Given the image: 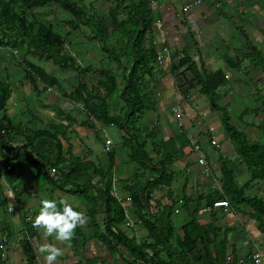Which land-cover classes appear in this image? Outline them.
Here are the masks:
<instances>
[{
    "label": "rangeland",
    "instance_id": "1",
    "mask_svg": "<svg viewBox=\"0 0 264 264\" xmlns=\"http://www.w3.org/2000/svg\"><path fill=\"white\" fill-rule=\"evenodd\" d=\"M71 1L82 7L87 15L86 18L66 10L62 0H50L36 7H29L22 0H0V9L9 5L12 12L32 25V35L36 36L43 29H50L55 35L60 36L64 45L59 52L70 60L66 64L56 65L51 60L39 58L32 48L22 44L21 39L11 36V32L3 25L0 18V96L2 97L6 90L9 94L4 108L0 111V129L5 124L4 116L9 117L11 124L18 129L16 127L18 116L12 113V109L16 111L20 106H26L29 115L26 119L32 123L30 126L36 130L34 131L36 135L44 137L43 135L47 132L43 129H47V125L45 122L40 124L41 117H44L41 113L47 107L55 106L56 116L60 115V119L72 118L70 126L73 124L72 121H75L88 131H96L101 143L103 141L106 143L108 139L112 140L108 135L110 125L111 129L125 135L124 145H127L128 141L139 140L146 149L160 155L157 159H161L163 152L167 156L178 155L179 153L175 151L169 154L168 150H164L161 145H157V148L153 150V145L148 142L151 138L149 129L140 124L137 115L132 116L131 119H127L125 115L128 104L122 93L136 60L134 51L140 46L135 43L132 35L125 36L117 30L115 20L124 22L131 33L135 31L136 35L137 25L131 21L130 13L132 11L135 14L139 11L144 13L149 21V27L142 41V47L145 50L155 51L157 59L151 62L150 67L140 74V80L134 84L141 85L140 95H143L145 91L153 87L154 70L160 69L165 61H169L173 66L181 58L187 57L188 62L184 68L191 72L193 80L186 78V84L194 89L192 91L200 93L198 95L200 97L192 103L194 110L191 112V120L195 131L192 148L202 153L198 156L206 157L209 167L208 172L205 166L200 172L201 175L204 174L209 178L208 194L196 195L194 198L189 195V184H184L183 177L178 180L179 182H175L176 186L182 187L185 191V195H181L186 200L183 202L185 217L181 223L188 221L191 227L185 232L178 231L171 217L173 213L169 214L174 227L169 252L176 253V258L178 253L185 252L186 262L182 264H252L251 258L254 251L264 249V225H261L255 208L232 203L233 199L229 195L230 186L223 175L222 168L225 166L231 170L236 183L246 196L264 200V181L252 178L248 170L247 158L239 154L236 142L228 134V136L222 134L221 129L217 132L218 120L205 108L208 97L197 90L198 79L193 75L190 67L195 63L201 75L206 78L213 73L209 68L212 61L222 64L223 68H219L217 72L222 71L225 74L226 83L216 90L219 105L226 109L233 124L245 132L251 143L264 146L262 131L264 68L258 63L256 56L259 53L260 58L264 60V0H213L210 6L215 15L206 34L197 33L199 31L192 29L193 23L187 18V28L185 29L183 25L181 28L185 35V45L183 48L180 47L181 44L178 45L179 48L175 53H171L165 43L164 21L160 17L161 4L166 0ZM205 3L208 2L177 0L174 5H180V12L187 15L191 11H203ZM206 9H208L207 6ZM183 17L181 16L182 20ZM89 19L93 23H100L106 35L105 42L101 40L97 28L89 22ZM23 39L29 40L25 35ZM186 48L190 49L186 50L188 54L184 53ZM103 70L110 71L116 81L115 90L110 92L107 98L109 111L126 122L124 127L119 122L108 124L97 119L92 113L93 104L96 100L98 103L99 101L87 95L84 87H88L90 91L95 90L94 93H100L102 96L107 95L112 86L111 81L108 82V77L103 75ZM183 75L185 76V73ZM128 85H132V82ZM199 87L201 89V86ZM221 118L220 115L219 119ZM221 127L224 130L223 125ZM177 131L175 113L168 111L157 136L160 140H165L170 136L174 137ZM203 143H208L212 148L214 160H211L204 152L201 145ZM13 147L12 149L15 150L20 148L21 144ZM111 148L112 152L109 156L113 153L115 157L116 149L113 141ZM191 152L194 153L193 150ZM154 153L152 155L156 157ZM132 160L133 169L128 170L132 175L129 180L131 185L141 183L146 186L157 177V169H153L151 162L146 167L134 157ZM161 170L159 167L160 172ZM169 170L172 172L173 169L169 167ZM177 171L184 170L177 168ZM209 172L210 175L207 174ZM168 176H172L170 185H173L175 180L173 173L164 175V177ZM161 189L166 188L159 186L155 188L156 191ZM155 194L157 196V193ZM155 196L154 198L150 196L151 202L147 210L152 218L158 216L155 209L157 207L158 210L161 206V202ZM190 197L193 200H202L200 206L204 209L196 208V203H190ZM219 198L230 199L232 207L216 210L214 204ZM199 238L204 239L206 247H211L210 254L201 253L195 249L192 242ZM145 246L154 252V254L149 253L147 259H152L156 264H160V260L163 263H169L167 252L160 248L159 243L149 242ZM161 249L164 251L163 258H159L161 256L158 251Z\"/></svg>",
    "mask_w": 264,
    "mask_h": 264
},
{
    "label": "crops",
    "instance_id": "2",
    "mask_svg": "<svg viewBox=\"0 0 264 264\" xmlns=\"http://www.w3.org/2000/svg\"><path fill=\"white\" fill-rule=\"evenodd\" d=\"M206 1L208 3L203 5V11H191L187 14L188 16L186 13L180 12V5H174L177 0H166L165 3L161 4L160 17L164 21L163 33L165 34V43L171 53L177 52L178 45L181 44L180 47L182 48L185 45V35L181 28H187V18L193 23L192 29L199 31L197 33L206 34L215 15L214 10L210 6L213 0ZM206 6L208 9H206ZM181 16H184L183 20ZM186 50L189 51L190 49L186 48ZM209 68L215 73L219 68L223 67L218 61H212L209 64ZM158 70L153 71V87L145 91L151 94L153 101L156 103L155 108L154 110H145L141 114L139 118L140 124L151 132V138L148 142H151L153 145V150L154 145L174 139L183 131L186 132L187 139L190 142L185 147H182V157L177 158L170 166L173 169L170 173L174 175V184L159 186L160 188L165 187L166 189L158 191L154 189L157 196H155L154 190L150 193V196H153V198L155 196L161 202L160 209L157 210V207L155 209L158 215L163 211L169 214L173 213L171 217L175 228L178 231L185 232L191 227L188 221L181 223L183 217H185L183 210L185 203L183 202H186L185 197L182 198L181 195L184 196L185 191L182 187L176 186L175 182H179L178 180L183 177L184 184H189V195L194 196V198L196 195H205L210 191L209 178L204 176V174H200L204 168L200 164V161H198L199 157H202V155L198 156L201 152L194 151L192 148L194 143L193 136L195 135L194 125L191 120V112L194 110L192 103L197 97H200L198 96L200 93L197 94V91H192L194 89L186 84V78L190 81L193 80L191 72L186 71V68L183 67L176 73H172L171 63L165 61ZM184 73L185 76L183 75ZM196 87L200 91L199 85ZM205 108L217 118V132L221 129L222 134L228 136L221 127L219 112L211 107L209 101H206ZM168 111L175 113V122L178 124V131L175 132L174 137L170 136L165 140H160L157 135L161 131L162 123ZM12 113L18 116V118L16 117V127L18 130H25L30 135L37 136L34 132L36 130L31 127L32 123L26 119L29 117L26 106H20L16 111L12 109ZM41 114L44 117H41L40 124L45 122V125H47V129L43 130L60 139L63 155L67 161L73 162L75 159H78L83 162H91L95 166L100 167L105 173H111L108 177H95L93 183L105 189L109 177L112 181L111 194L123 208L125 214V219L117 226L116 231H121L133 243L142 246L147 254H154L153 250L145 245L149 242L158 243L157 238L151 236L149 228L146 226L142 217L147 211L142 210V204L135 198L133 193L135 186L129 182L132 175H130L128 170L133 169L131 166L134 162L132 160V150L129 146L123 144L125 135L111 129L109 125L108 135L112 139L111 141L114 142L116 149L114 151L116 153L114 164L111 168L109 154L112 152V144L110 145L109 151H107L106 143L104 141L103 143L99 142L96 131H88L85 127L83 128V126L76 124L75 121H72L73 124L70 126V121L73 119H60V115L56 116L55 106L47 107ZM105 130L104 132L106 133ZM105 133L104 137H106ZM46 142L47 140L44 137H40L36 144L45 148V145H47ZM201 145L203 146L204 152L208 154L207 156L211 160H214L213 150L209 144L203 143ZM177 146L181 148V143L179 142ZM196 147L198 148V146ZM146 150L151 158L157 159L160 157L159 154L150 151V149ZM192 150L194 153L191 152ZM5 151L6 149H2L0 146V180L5 196V205L0 206V244H4L7 256L5 261L0 262V264H28V256L24 251V246L27 243L34 251L36 264H46L44 255L39 252V248L44 244L55 245L61 249V255L57 258L55 264H144L142 260L135 259L117 240L107 237L104 231L106 222L102 212L96 218H90L92 199L98 197L97 199L101 200L95 190L88 189L84 192L72 193L70 192L73 188L71 185H67L62 189L53 182L49 174L50 169L46 170L45 165L43 169L41 164L26 161L22 157L9 161L4 156ZM153 153L156 157H153ZM27 155L31 159L36 158L34 154H29V150L27 151ZM212 167L214 169L216 168L214 165ZM177 168L184 171L178 172ZM207 174L210 175V172ZM44 199L56 200L58 204L62 200H67L77 210L83 213L85 222L75 229V235L70 242L57 241L54 236L46 237L42 230L33 226V220L40 210L41 201ZM219 200H228L230 204L228 207L214 206L216 210L232 207L233 202L231 203L230 199L219 198ZM149 202H151V199ZM200 202L202 200H193L190 197V203H196V208L200 207V209H204L203 206H200ZM103 206L101 207V211L104 210ZM183 226L185 227L183 228ZM109 241L114 248H109ZM172 241L171 239V243ZM159 246L164 250V246L161 243H159ZM162 249L158 251L161 256L159 258H163L162 254H164V251ZM209 250H211V247H209ZM262 250L264 252V249ZM148 257L149 255H147ZM168 258V264H171L172 258ZM160 264L166 263L160 260Z\"/></svg>",
    "mask_w": 264,
    "mask_h": 264
},
{
    "label": "trees",
    "instance_id": "3",
    "mask_svg": "<svg viewBox=\"0 0 264 264\" xmlns=\"http://www.w3.org/2000/svg\"><path fill=\"white\" fill-rule=\"evenodd\" d=\"M22 1L29 7H36L48 3L50 0ZM62 2L64 8L70 11L72 14L79 15L84 18L87 17L85 11L76 2L71 0H62ZM130 17L131 21L137 25L136 35L135 31L132 32L133 34L131 33V30L127 28L124 22L115 20V26L117 27V30L121 31L125 36L132 35V37H134L135 43L140 46L138 50L134 51L136 60L131 68L127 85L122 93L128 104L125 111L127 119H131L132 116L134 117L136 115L140 118L141 114L145 110H154L156 104L149 93L145 92L143 95H140L141 85L134 84L136 81L140 80V74L143 73L147 67H150L151 62L157 59V53L155 51L145 50L142 47V41L149 27V21L146 19L147 17L144 15V13L140 11L136 14L132 11L130 13ZM0 18L3 21V25H5V27L11 32V36H14L16 39H21L22 44H27L30 48H32L33 51L38 54L39 58L51 60L56 65L66 64L70 61L67 56L62 55L59 52L60 48L64 45L62 38L58 35H55L50 29H43V31L36 36L32 35V25L27 20L21 19L18 14L12 12L9 9V5H5L0 9ZM89 22L93 23V21L90 19ZM93 24L97 28L101 40L105 42L106 35L102 30L100 23L98 22ZM24 35L27 36L29 40L23 39ZM184 53L188 54L186 49H184ZM256 56L258 63L264 68V60L260 58L259 53H257ZM187 62V57L181 58L178 63L173 64L172 73H176L177 71L181 70L187 64ZM190 69L196 79H198V85L201 86V93L208 97L211 107L221 115L224 131L232 140L236 142L237 151L239 154L247 158L249 164L248 170L252 178L264 181V146L259 143H251L248 140L245 132L233 124L230 114L218 103V94L216 90L226 83L225 74L222 71H218L204 78L195 63L192 64ZM102 73L104 76L108 77V82L109 80L111 81L112 87L110 88V91L107 93V95L102 96L100 93H94L95 90L90 91L88 87H84V91L87 95L93 97L94 99H98L99 101L98 103L96 100V102L93 104L92 113L97 119L103 120L108 124H115L116 122H119L124 127L126 122H123V120L118 117V115H113L110 113L107 100V98L110 96V92L112 93L115 90L116 81L114 80V77H112L110 71L103 70ZM130 82H132V85H128ZM8 95L9 94L7 90L2 94L4 103L6 99H8ZM4 121L5 124L0 129V146L2 149H6L4 156L9 161L14 158L22 157L26 161L41 164L42 168L45 165L46 170L54 168L56 172L59 173L58 178H55V176H52L48 172L50 177L53 179V182L62 189L67 185H71L73 188L70 190V192L72 193L84 192L88 189L95 190L101 200L97 199L98 197H94L92 199V206L89 215L90 218H96V216L102 212L106 222L104 231L107 237L117 240V242L123 245L135 259L142 260L143 262L149 260L154 262L152 259H147L148 254L144 251L142 246H138L133 243L121 231H116L117 226L125 219V214L123 208L118 204L111 194L112 181L109 177L105 189L100 188L97 184L93 183L95 177H108L111 175L110 172L105 173L100 167L95 166L91 162H83L78 159H75L73 162L67 161L63 155L60 139L49 132L43 135L47 140V145H45V148H42L36 144L41 136H33L25 130L22 131L15 129L11 124L9 117L4 116ZM262 131L264 133V126ZM138 141L139 140L128 141L127 143V146H129L133 152L132 157L139 160V162L146 167L149 166V163L151 162L153 169L156 168L158 172L157 174L152 169L157 174V177L148 182L146 186L138 183L134 187L133 193L135 198H137L142 204V210L147 211L151 195L150 193L158 186L170 185L172 176L164 177V175L171 174L169 167L177 158L182 157V147H185L190 141L187 139L186 132L183 131L176 138L157 144L161 145L164 150L167 149L169 154L173 151L179 153L178 155L171 154L167 156V154L163 152L161 153L163 154L161 155V159L151 158L147 153L143 143ZM15 142L18 144L20 143L21 147L14 150L12 147L15 146ZM179 142L181 143V148L177 146ZM157 145L154 146L155 149L157 148ZM28 150L29 154L31 153L35 155V159L28 157ZM110 161L112 168L114 164L113 154L110 155ZM159 167L162 169L161 172L159 171ZM222 171L224 177L227 179V183L230 186L229 195L233 199L232 202L237 205L247 204L248 206L255 208L258 211V217L261 221V225H264V200L258 197L246 196L244 191L236 183L231 170L223 166ZM4 205L5 196L0 180V206ZM102 206L104 208L103 211H101ZM142 217L146 226L149 228L151 236L157 238L158 243H161L162 246H164L168 256L172 258L171 264H182L183 262H186L185 252L181 251L178 253V258H176V253H173L172 251L169 252V243H171L174 233V227L171 225L169 213L163 211L156 218H152L147 211V213L143 214ZM192 243L195 249H197L199 252L210 254L208 246H205L204 239L199 238L194 240ZM109 245L110 249L114 248L111 246L110 241ZM24 251L28 256V264H36L34 251L28 243L25 244ZM5 258H2V251L0 250V262H4Z\"/></svg>",
    "mask_w": 264,
    "mask_h": 264
},
{
    "label": "clouds",
    "instance_id": "4",
    "mask_svg": "<svg viewBox=\"0 0 264 264\" xmlns=\"http://www.w3.org/2000/svg\"><path fill=\"white\" fill-rule=\"evenodd\" d=\"M83 213L67 200L57 203L56 200L44 199L33 220V226L43 231L44 236H54L57 241L70 242L75 229L84 223ZM44 255L46 264H55L61 255V249L55 245L44 244L39 248Z\"/></svg>",
    "mask_w": 264,
    "mask_h": 264
},
{
    "label": "built area",
    "instance_id": "5",
    "mask_svg": "<svg viewBox=\"0 0 264 264\" xmlns=\"http://www.w3.org/2000/svg\"><path fill=\"white\" fill-rule=\"evenodd\" d=\"M159 59H162V56L159 57ZM214 143H216V141H214ZM112 144V141L110 139H108L106 141V150L109 151L110 149V145ZM200 164L206 167V172L209 171L208 169V164H207V160L206 157H201L199 159ZM50 174L52 176H55V178L59 177V173L56 172V170L54 168H51L49 170ZM229 201L228 200H219L217 201L214 206L215 207H228L229 206ZM0 250H2V258L6 257V252H5V247L4 244H0ZM251 263L252 264H264V252L262 250H258V251H254V253L252 254V258H251ZM144 264H155L154 262H152L151 260L144 262Z\"/></svg>",
    "mask_w": 264,
    "mask_h": 264
},
{
    "label": "water",
    "instance_id": "6",
    "mask_svg": "<svg viewBox=\"0 0 264 264\" xmlns=\"http://www.w3.org/2000/svg\"><path fill=\"white\" fill-rule=\"evenodd\" d=\"M4 108L3 98L0 96V111Z\"/></svg>",
    "mask_w": 264,
    "mask_h": 264
}]
</instances>
